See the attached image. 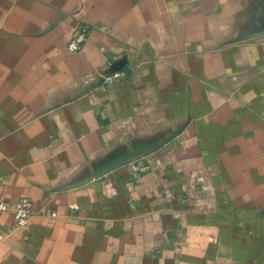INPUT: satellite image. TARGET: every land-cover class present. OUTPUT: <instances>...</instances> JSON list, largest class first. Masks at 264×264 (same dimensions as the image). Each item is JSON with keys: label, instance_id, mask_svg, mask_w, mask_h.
Wrapping results in <instances>:
<instances>
[{"label": "crops", "instance_id": "1", "mask_svg": "<svg viewBox=\"0 0 264 264\" xmlns=\"http://www.w3.org/2000/svg\"><path fill=\"white\" fill-rule=\"evenodd\" d=\"M22 198L0 264H264V0H0Z\"/></svg>", "mask_w": 264, "mask_h": 264}, {"label": "built area", "instance_id": "2", "mask_svg": "<svg viewBox=\"0 0 264 264\" xmlns=\"http://www.w3.org/2000/svg\"><path fill=\"white\" fill-rule=\"evenodd\" d=\"M85 42L84 30L78 31L70 40L67 45V51L74 53L81 50L83 43ZM12 214V224L10 231L18 229L24 226L29 218L32 216V203L27 198H22L13 204H9L0 199V219L6 213ZM7 233H0V241L6 238Z\"/></svg>", "mask_w": 264, "mask_h": 264}]
</instances>
